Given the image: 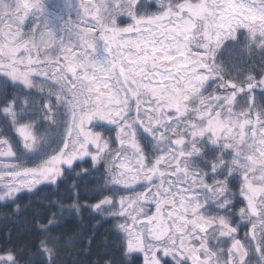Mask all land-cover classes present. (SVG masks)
<instances>
[{"label": "snow or ice", "instance_id": "obj_1", "mask_svg": "<svg viewBox=\"0 0 264 264\" xmlns=\"http://www.w3.org/2000/svg\"><path fill=\"white\" fill-rule=\"evenodd\" d=\"M226 45L259 50V77L219 61ZM257 90L264 0H0V202L19 214L51 189L25 220L45 264L85 212L86 255L101 224L115 234L92 264H264Z\"/></svg>", "mask_w": 264, "mask_h": 264}, {"label": "trees", "instance_id": "obj_2", "mask_svg": "<svg viewBox=\"0 0 264 264\" xmlns=\"http://www.w3.org/2000/svg\"><path fill=\"white\" fill-rule=\"evenodd\" d=\"M154 5L150 6V10L154 9ZM218 60L223 62L225 66L235 65L241 75L252 73L259 77L261 53L259 50L251 53L246 52L240 46L226 45L218 53ZM235 74V73H233ZM257 93V91H256ZM261 101L264 102V93L258 96ZM9 136L16 143V138L13 133H9ZM17 144V143H16ZM90 161H86L84 166L87 167ZM104 181L103 165L100 166V171L95 172L92 179L89 180V188L95 187L97 183L102 184ZM47 195L48 198H52L53 193L47 186H41L34 194L23 193L19 199V204L23 209L25 204L30 206L27 209H23L19 214L14 213L15 205L12 203L0 202V253L4 248L19 249L22 245H27L24 248L20 259L22 264L28 261L30 257H33V264H45L44 257L38 252V243L40 239V233L36 230L34 223H25V220H32V212L34 208H43V205L38 202V198H43ZM91 202H95L92 200ZM96 217L90 216L87 212L83 214V222H79L75 219H70L66 225L58 232H64L67 236H72L71 241L64 240L61 244L56 246L58 255L54 257L55 264H92L98 256L100 248L97 244L106 235L109 240L115 238L111 222H105L96 229V236L94 239L92 251L89 254H85V240L76 235V233L83 227V235L87 236L91 231L92 225L95 224ZM134 264H142V257L136 256Z\"/></svg>", "mask_w": 264, "mask_h": 264}, {"label": "rangeland", "instance_id": "obj_3", "mask_svg": "<svg viewBox=\"0 0 264 264\" xmlns=\"http://www.w3.org/2000/svg\"><path fill=\"white\" fill-rule=\"evenodd\" d=\"M47 2H48V6H49V8L51 9V5L52 4H62L63 3V0H47ZM153 8H154V6H153ZM153 10V9H152ZM74 15V14H73ZM99 55H106V53H103V52H100V53H98ZM259 95H261V92L259 91V90H257V93H256V97H257V101L258 102H260V103H264L263 101H261L260 99H259ZM238 100H239V98H238ZM15 138H16V143L18 142V137H16L15 136ZM15 143V144H16ZM16 146L17 147H19V144L17 143L16 144Z\"/></svg>", "mask_w": 264, "mask_h": 264}, {"label": "flooded vegetation", "instance_id": "obj_4", "mask_svg": "<svg viewBox=\"0 0 264 264\" xmlns=\"http://www.w3.org/2000/svg\"><path fill=\"white\" fill-rule=\"evenodd\" d=\"M106 127V126H105ZM114 135V134H113ZM247 230V226L244 224L240 225V231H239V236L242 238L244 236L245 231Z\"/></svg>", "mask_w": 264, "mask_h": 264}]
</instances>
